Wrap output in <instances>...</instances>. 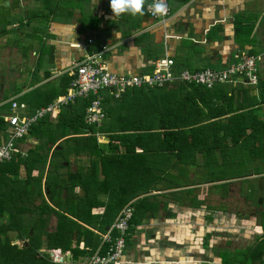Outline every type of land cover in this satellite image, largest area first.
<instances>
[{"label": "crops", "instance_id": "0c3cea01", "mask_svg": "<svg viewBox=\"0 0 264 264\" xmlns=\"http://www.w3.org/2000/svg\"><path fill=\"white\" fill-rule=\"evenodd\" d=\"M148 2L146 0L145 5ZM168 2L170 14L162 21L149 17L145 5L143 15L117 16L111 12L110 0H0L3 10H0V120L4 121L0 145L8 135L5 118L12 113V101L25 103L26 113L53 103L67 92L63 83L72 76L74 63L87 52L101 50L103 45L106 46L103 56L107 67L118 74L150 73L155 61L164 56L174 59L177 72L221 69L233 62L236 54L245 52L261 56L257 63L258 78H264V0ZM228 84L246 85L242 82ZM173 87V84L165 86ZM246 87L248 94L258 100L252 108L255 118L248 117L239 125L226 121L228 114L210 117L208 113L218 110L202 106L205 120L173 128L186 131L188 137L184 134L178 141L184 148H192L194 161L190 162L182 149L163 158L156 155L153 158L156 162L163 163L166 157L167 168L161 174L155 165V174L146 179L153 185L147 193L138 189L140 159H133L132 168L127 167V163L121 164L119 155L112 154L114 149L107 146L109 138L104 134L95 133L97 143L102 144L107 156L101 160L96 154L78 150L75 139L68 140V145L63 143L68 136L53 144L47 143V147H51L48 160L57 149L55 161L61 165L56 175L63 178L69 172L74 178L86 177L83 185L73 187L71 206L89 210L79 216V223L92 234L79 236L78 230L73 231L72 247L79 237L78 248L84 253L62 252L59 248H41L40 251L57 250L52 257L49 255L56 264H83L98 249L102 235L122 207L131 203L136 213L130 222L126 248L116 264H221L224 261L221 256L223 225L230 233L226 253L240 258L239 262L242 259L240 264H264V254L255 258L258 253L251 252L258 243H262L264 249V190H260L262 195L255 205L252 199L242 196L243 186L246 192L254 188V185L248 188L244 184L247 179L255 180L256 186L264 189V169L240 176L203 178L210 171L208 164L216 162L220 166L219 161L226 159L228 148L239 150L244 143L245 153L257 157L254 148L261 147L257 153L259 158L264 156V132L258 134L259 127L264 125V90L259 80L256 85ZM238 96L239 100L243 99L241 93ZM58 112L49 115L53 125L58 122ZM261 121L263 124L258 123ZM242 127L246 128V137L239 140L237 131ZM40 144L42 141L33 137L17 140L19 152L8 161L25 157L31 148ZM139 151L137 147L135 152ZM202 151L208 152L209 160L202 159ZM222 153L224 156L220 158ZM170 154L176 157L169 160ZM45 167L47 170L48 164ZM222 185H226L225 191L218 187ZM233 194L243 206L241 212L226 208ZM65 195L66 190L61 187V199ZM43 196L46 198L44 190ZM246 211H253L251 218L247 219ZM223 218L231 220L223 221ZM237 228L243 229L242 235ZM55 254L61 258L55 259Z\"/></svg>", "mask_w": 264, "mask_h": 264}, {"label": "trees", "instance_id": "16d2710c", "mask_svg": "<svg viewBox=\"0 0 264 264\" xmlns=\"http://www.w3.org/2000/svg\"><path fill=\"white\" fill-rule=\"evenodd\" d=\"M71 79L72 76L64 81V92ZM259 85L264 90V78L259 79ZM182 92L185 94L182 95ZM248 92L246 85L228 83L213 88L182 82L175 84L173 88L139 87L126 90L116 99L102 93V105L106 115L99 126L84 122L85 109L94 98L93 94L77 97L58 109V122L55 125L49 115L37 120L30 126L24 138H37L42 144L31 148L25 157L0 163V218H5L0 223V264H56L48 253H42L40 249L59 248L62 252L70 250L72 253H84L83 249L78 248L79 237L76 245L72 247L73 231L78 230L79 236L82 233L92 234L89 228L79 223V216L89 213V210L71 206L73 187L76 184L83 185L86 177L80 175L79 178H74L69 172L63 178L56 175L55 171L61 165L55 161L57 149L48 160L51 147H47V143L53 144L55 140L68 136L63 143L67 144L68 140L75 139L78 150L96 154L101 160L107 156H104L102 144L97 143L95 133H102L109 138L107 146L114 149L112 154L119 155L121 164L129 163L131 165L126 166L132 168L133 159H140L141 181L136 190L138 188L140 192L147 193L153 185L146 179L155 174V165L157 164V171L164 174L167 155L170 152H179L183 147L178 140L186 131L173 128L184 123L197 124L205 120V113L202 111L204 105L213 107V111L218 110L208 113L210 117L228 114L226 121L241 125L248 117L256 116L253 115L252 108L258 104V100ZM239 93L242 100L238 99ZM245 95L250 97L246 98ZM246 110H249L248 113ZM3 122L1 119L0 130ZM258 123L261 124L262 121ZM237 132L239 140L246 137L245 127ZM262 132L264 125L259 127L258 134L262 135ZM185 136L188 137L187 134ZM256 143L261 145L259 141ZM137 147L139 152H135ZM260 148L254 150L259 153ZM156 155L159 158L166 156L163 163L153 159ZM61 187L66 190L63 199ZM43 190L46 191V198ZM134 211L136 208L133 207L130 222L136 213ZM83 220L87 222L86 219ZM8 231H13L14 239L18 237L23 245L12 243L13 238L7 235ZM261 244L258 243L251 251L252 254L258 253L255 258L264 254ZM222 264L226 262L223 261Z\"/></svg>", "mask_w": 264, "mask_h": 264}, {"label": "built area", "instance_id": "2783aa9c", "mask_svg": "<svg viewBox=\"0 0 264 264\" xmlns=\"http://www.w3.org/2000/svg\"><path fill=\"white\" fill-rule=\"evenodd\" d=\"M167 12L164 15H152L150 5L153 0L145 5V12L156 20H165L170 14L168 0ZM91 43V39H88ZM106 46L99 51L85 53L72 68V79L65 94L58 96L53 103L37 107L33 112L26 113V104L12 101V113L6 116L8 125L7 138L0 145V163L10 160L19 152L16 141L23 138L30 126L37 120L51 115L62 105L73 102L77 97H87L93 94L94 98L85 109L84 121L87 124H100L106 115L102 105L103 94L111 98H120L129 89L139 87H165L180 81L184 84L202 85L213 88L225 83L242 82L246 85L258 83V66L260 55H249L240 52L235 55V60L221 69L205 68L200 71L175 70L174 59L168 56L160 57L155 61L154 69L150 73L118 74L109 70L104 60L103 53ZM133 216L131 203H126L117 214L113 223L102 235L100 245L83 264H116L126 248L130 220ZM61 258V257H59Z\"/></svg>", "mask_w": 264, "mask_h": 264}, {"label": "rangeland", "instance_id": "374dc122", "mask_svg": "<svg viewBox=\"0 0 264 264\" xmlns=\"http://www.w3.org/2000/svg\"><path fill=\"white\" fill-rule=\"evenodd\" d=\"M33 4L35 5V3H33ZM0 10L3 11L1 9V7H0ZM18 15L19 14H17L16 16H18ZM177 83H180V81H175L173 83V85H175ZM247 142H249V141L247 140ZM229 144H230V142H229ZM242 147L243 148H241L239 150L237 149L235 151L232 150L231 148L226 149V150H228V152H227L228 155H227L226 159L219 161L221 163L220 166L216 162L215 163L212 162L211 164H208L210 171L206 172L205 175H203V178L205 180H209V179L222 178V177H225V176L229 177V176H232V175H235V174L240 176V175H244L245 173H248V172H251V171H254V172H256L258 170L259 171H263V169H264V156L263 157L261 156L259 158V154L257 152H254V155H257V157L250 156V154H248L249 152L248 153L244 152V148H245L244 147V143H243ZM191 149L192 148H189V146L187 148L183 147L182 151L185 152V157L187 159L189 158L190 162H193L194 161V156L190 152ZM201 153L203 154V155H200L202 157V159L209 160L210 155L208 154V152L204 153L202 151ZM233 153H235V155ZM221 156H220V158H223L224 153H222ZM175 157H176L175 154H170L169 155V160H173ZM185 169H190V167L185 166ZM21 174H24V173L21 172ZM176 181H178V180H176ZM179 181H181V180H179ZM244 184H246L248 186V188H252L251 185H254V188L250 189V192H246L245 191V187L243 186V188H242L243 189V191H242L243 195L242 196L246 197L247 199H252L254 205L258 204V198H260V196L262 194H264V193L261 194L260 190H264V189L258 188L256 186V181L255 180L252 181V180H248L247 179L246 181H244ZM218 187H220L221 190L223 189L224 191H225V189H227L226 185H222V186H218ZM235 189H237V188L235 187ZM234 194L232 195V199H230L231 201H228V204H225L226 208L230 209L229 211H231V210L234 211L235 210L236 212H241L242 210H244L243 206L241 207L238 204V202L236 200V195H234ZM223 203H226V202H223ZM251 212H253V211L247 212L248 214H246V215L247 216H252ZM243 216H245V215H243ZM4 219L0 218V223L3 222ZM230 220H231L230 218H225V219L223 218V221H230ZM239 222L241 223V221H239ZM225 228H226V225H223L222 226V231H221L223 233H221V235H224V232L227 233L225 231L226 230ZM242 230L243 229L239 228L237 232H239L241 234V233H243ZM7 235L9 237L13 238L12 242L16 241L15 244H18L19 246L23 245V241L21 239H17L18 237L14 239L15 233L13 231H8ZM239 252H241V251H239ZM241 253H243V252H241ZM241 253H239L238 256H240ZM221 256L223 257V259L226 262V264H232V263L240 264V262L242 261V259H241V261L239 262L240 258L234 257V255H232L231 253H221Z\"/></svg>", "mask_w": 264, "mask_h": 264}, {"label": "clouds", "instance_id": "9594fccd", "mask_svg": "<svg viewBox=\"0 0 264 264\" xmlns=\"http://www.w3.org/2000/svg\"><path fill=\"white\" fill-rule=\"evenodd\" d=\"M146 0H110L111 12L117 16L123 13H129L133 16L143 15V9ZM152 15H164L167 12V5L164 0H153L150 5Z\"/></svg>", "mask_w": 264, "mask_h": 264}, {"label": "flooded vegetation", "instance_id": "af4514ba", "mask_svg": "<svg viewBox=\"0 0 264 264\" xmlns=\"http://www.w3.org/2000/svg\"><path fill=\"white\" fill-rule=\"evenodd\" d=\"M249 218H251L250 216H248L247 217V219H249ZM228 229V228H227ZM221 231V230H220ZM227 233H225L224 232V235H221V237H222V239H221V241H222V249H221V251H222V253H226V252H228V249H229V237H230V233H229V231L228 230H225ZM221 233H223V232H221ZM229 234V235H228ZM222 264V263H221Z\"/></svg>", "mask_w": 264, "mask_h": 264}, {"label": "water", "instance_id": "95a60500", "mask_svg": "<svg viewBox=\"0 0 264 264\" xmlns=\"http://www.w3.org/2000/svg\"><path fill=\"white\" fill-rule=\"evenodd\" d=\"M17 239H19V238H17ZM12 243H16V241H13ZM41 252L42 253H49L50 257H52V255H53V251H47V250L43 249V250H41Z\"/></svg>", "mask_w": 264, "mask_h": 264}, {"label": "bare ground", "instance_id": "6f19581e", "mask_svg": "<svg viewBox=\"0 0 264 264\" xmlns=\"http://www.w3.org/2000/svg\"><path fill=\"white\" fill-rule=\"evenodd\" d=\"M53 253H58V252H57V250H56V251H54ZM55 255H56V254H55ZM55 255H54L55 259H60V258H59V255H56V256H55Z\"/></svg>", "mask_w": 264, "mask_h": 264}]
</instances>
